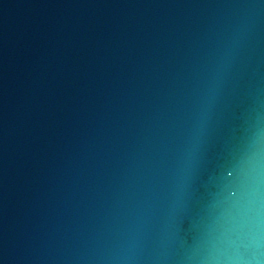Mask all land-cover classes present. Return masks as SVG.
<instances>
[{"label":"water","instance_id":"95a60500","mask_svg":"<svg viewBox=\"0 0 264 264\" xmlns=\"http://www.w3.org/2000/svg\"><path fill=\"white\" fill-rule=\"evenodd\" d=\"M0 264H264V0H0Z\"/></svg>","mask_w":264,"mask_h":264},{"label":"snow or ice","instance_id":"6c2138e0","mask_svg":"<svg viewBox=\"0 0 264 264\" xmlns=\"http://www.w3.org/2000/svg\"><path fill=\"white\" fill-rule=\"evenodd\" d=\"M227 175H229V176H230V175H231V172H227Z\"/></svg>","mask_w":264,"mask_h":264}]
</instances>
